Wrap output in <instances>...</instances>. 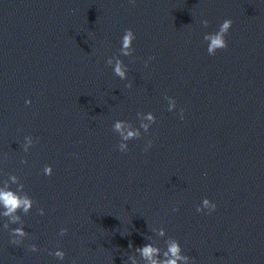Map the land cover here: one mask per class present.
<instances>
[{"label": "water", "instance_id": "95a60500", "mask_svg": "<svg viewBox=\"0 0 264 264\" xmlns=\"http://www.w3.org/2000/svg\"><path fill=\"white\" fill-rule=\"evenodd\" d=\"M229 17L227 48L208 55L203 34ZM125 28L120 80L106 60ZM149 111V132L118 151L113 122ZM9 174L34 205L20 246L0 216L3 264H130L146 236L163 246L151 227L193 264H264V0H0V184ZM204 197L214 212H196Z\"/></svg>", "mask_w": 264, "mask_h": 264}, {"label": "clouds", "instance_id": "9594fccd", "mask_svg": "<svg viewBox=\"0 0 264 264\" xmlns=\"http://www.w3.org/2000/svg\"><path fill=\"white\" fill-rule=\"evenodd\" d=\"M208 20H201V24L206 28L208 26ZM233 20L224 18L218 25L215 31L205 32L203 34V40L206 42V52L208 55H215L218 50L227 48L228 42L226 36L232 27ZM136 39V34L132 28H125L120 36L119 54L109 56L106 63L111 67L113 74L120 80L128 79V64L122 59L123 57L132 56L135 52L133 42ZM152 57H148L144 61L147 66L148 61ZM126 87H131V82L126 84ZM167 101L168 111L176 109V100L171 96H164ZM25 104H30V99H25ZM136 116L139 120L138 126H134L130 121L117 119L112 124V130L119 137L117 144V150L120 152L128 151V142L131 140L139 139L143 134H147L152 124L156 121V116L151 112H137ZM180 119H183V110H180ZM35 143L34 138L31 135H25L23 137V143L21 145L24 152H28L29 149ZM152 146V141L148 140L144 145V151H148ZM21 163L26 161L21 160ZM42 172L45 176H51L53 174V167L51 164H45L42 168ZM15 184V187H13ZM34 205L33 198L24 190L23 183L15 174L8 175V181L0 184V216L8 217L9 222L5 223L3 229H7L9 233V243L14 246H20L24 243L25 238L29 236V233L25 231V225H20L17 221L21 214L31 211ZM217 204L214 200H210L208 197L202 198L201 202L196 206V212H204L210 214L216 210ZM177 209L173 207L172 211ZM41 215L44 214V209H38ZM15 225V227H12ZM149 228V226H148ZM151 233H154L156 237H163V246L158 243H154L151 238L152 235L146 236L147 243L138 246L132 252L134 255H129L127 261L130 264H193V258L185 254L180 241L174 237L167 236L163 227H151L149 228ZM67 232L66 228H61L59 234L63 235ZM131 248V243H129ZM27 250L31 252H37L38 246L35 243L27 245ZM49 255L54 256L58 261H63L65 258V252L61 248L55 250H49ZM0 264H3L0 261ZM75 264V262H73Z\"/></svg>", "mask_w": 264, "mask_h": 264}]
</instances>
